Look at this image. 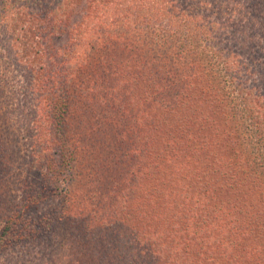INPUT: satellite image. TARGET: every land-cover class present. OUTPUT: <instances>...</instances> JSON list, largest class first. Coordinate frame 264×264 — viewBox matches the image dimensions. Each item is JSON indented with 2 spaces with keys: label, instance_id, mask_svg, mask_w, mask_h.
Masks as SVG:
<instances>
[{
  "label": "trees",
  "instance_id": "trees-1",
  "mask_svg": "<svg viewBox=\"0 0 264 264\" xmlns=\"http://www.w3.org/2000/svg\"><path fill=\"white\" fill-rule=\"evenodd\" d=\"M263 37L261 0H0V183L6 161L25 173L0 200V264H264ZM91 104L110 142L123 118L134 141L82 229L70 120Z\"/></svg>",
  "mask_w": 264,
  "mask_h": 264
},
{
  "label": "rangeland",
  "instance_id": "rangeland-1",
  "mask_svg": "<svg viewBox=\"0 0 264 264\" xmlns=\"http://www.w3.org/2000/svg\"><path fill=\"white\" fill-rule=\"evenodd\" d=\"M261 3L264 5V0H261ZM74 17L77 18L76 14L74 15ZM259 27L261 26H257V28ZM158 29L162 31L161 28ZM151 31H152L151 29L147 28L146 31L143 32L144 34H142L149 36L148 41L146 42L148 43L147 44L148 46L146 45L144 47L143 54L148 56L149 53L145 50L146 47H150L152 52L151 54L157 55L159 58H161V56L164 55V53H168V45L164 44L165 42L163 38H161L160 41L159 36L151 35ZM145 38L146 37H142V39ZM54 41L55 42H53V44L55 48L59 49V47H61L62 45V41H59L58 39H55ZM138 43H139L138 46L142 47L144 45L142 41ZM261 44L264 46V37L261 38ZM89 54H90L89 59L92 60L94 59L96 64L100 66V68L99 67L97 68L100 70L97 69L95 70L100 72L102 69L101 66L104 65L105 63L103 60H101V58L104 57V59L107 60L109 59L108 57L110 56V54L105 53L103 50L102 52H98L96 50L92 53L89 52ZM260 71L264 73V66L260 68ZM90 106L91 108L94 109V114H92L91 112L87 113L88 123L86 121L87 114H83L82 108L79 110L78 113L82 118L81 124L79 125L80 122L78 120L79 116H77L76 113L75 114L72 113L70 120L72 125H74L73 127L77 125L79 133L77 135L75 134L71 139L72 147H76L74 168H72L73 178H72V182H70L69 184L70 189L74 193L73 195L74 199L73 202H70L71 204H69L68 206V211L73 209L72 213L70 214L74 217L71 216V218L68 220L69 221L72 220L75 224H78L79 227L82 226V229H86L85 225L89 223L90 218L94 217L93 216L94 213H92L93 211H96L97 213L98 209H100L99 212H101V210H106V211L111 210L110 206L113 204L112 195H114L113 189L115 188L113 182L115 183L120 182L121 184L119 186L121 185L126 186L125 185L126 181L123 179V177H127L128 169L127 166H125V161L123 164L119 158L122 157L121 153L125 155L131 149L132 147L131 143L134 141V140L130 141L129 138L132 139L134 138L129 136L128 133L126 134L127 119L123 118L119 120L118 127L117 129H115L116 137L118 139L119 138L122 139V141L118 142L119 144L118 146L113 142H110L113 138L111 134L109 135L106 133L107 132L105 129L106 123L98 119L101 116V113L109 112V108L105 107L104 105H97V104H91ZM11 123H13V120ZM15 129L16 126H13L12 129L10 130V133ZM72 132H73V128H72ZM121 133L123 134V136ZM6 137H8V135H6ZM4 139L5 137L2 138V141L0 142V154L4 153V149L6 147L14 146L12 142L15 140L11 138L9 140H4ZM16 143L17 144L15 145L17 147H21L22 149H25L24 148L25 146L21 141L20 142L17 141ZM7 154H3V155L7 156ZM13 160L6 161L7 167L10 168V173L6 179L7 183L5 184V187L0 183V193H2L0 200L3 202L4 201L7 202L8 200L7 196L12 194L13 192L17 194L16 187H19V184L16 181L17 178L15 177L18 176V173L22 177H24L23 175H25V173H20V170L18 171V166L13 162ZM34 175L35 173L32 174V176ZM19 196L20 195L17 196L16 199L17 202L19 201ZM50 203H56V202H54L51 199V201L47 202L46 204H50ZM46 204L43 206L44 208L39 207V211L45 209ZM56 205L58 208L62 205V203H56ZM76 233L78 234L77 231ZM76 233L75 235H77ZM68 246L69 247H66L67 253H72V248H71L72 246L71 245ZM84 247L86 248L85 245ZM82 257H83L82 254L80 255V258L78 257V259H80V261H78V264H94L92 261L93 259L92 253H90L88 256H85L86 259L84 262L81 261Z\"/></svg>",
  "mask_w": 264,
  "mask_h": 264
}]
</instances>
